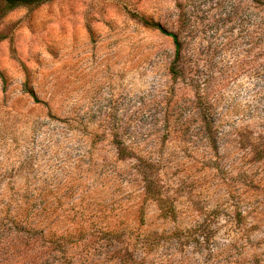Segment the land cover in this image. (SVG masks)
<instances>
[{
  "label": "rangeland",
  "instance_id": "obj_1",
  "mask_svg": "<svg viewBox=\"0 0 264 264\" xmlns=\"http://www.w3.org/2000/svg\"><path fill=\"white\" fill-rule=\"evenodd\" d=\"M0 264H264V0H0Z\"/></svg>",
  "mask_w": 264,
  "mask_h": 264
},
{
  "label": "trees",
  "instance_id": "obj_2",
  "mask_svg": "<svg viewBox=\"0 0 264 264\" xmlns=\"http://www.w3.org/2000/svg\"><path fill=\"white\" fill-rule=\"evenodd\" d=\"M1 1L4 3V5H5V7L7 9H13V8H15V7L19 6V5L38 4V3H41V2L46 1V0H1ZM143 21H144V23L146 25H148L150 27H153V28H156L161 33H164V34H166V35H168V36H170L172 38L173 44H174V47H175V58H174L175 61H174L173 65H172V71L174 69L175 72H173V73L175 75H180L181 74V69L178 68L177 69L178 71H177L174 68L175 67V62H178L179 59H180V56H179L180 54L179 53L181 51V42H180L178 36L175 33L166 30L161 24H159L157 22L148 21V20H144V19H143ZM25 91L27 93H29L32 97H35V94H34V92L32 91V89L30 87H25ZM149 192L150 191L148 189V193ZM150 195H153V197H154V194H150Z\"/></svg>",
  "mask_w": 264,
  "mask_h": 264
}]
</instances>
